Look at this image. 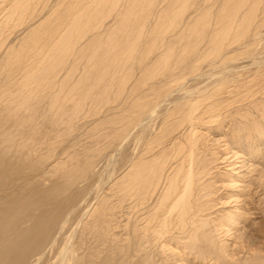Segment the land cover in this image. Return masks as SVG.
<instances>
[{
    "label": "rangeland",
    "instance_id": "obj_1",
    "mask_svg": "<svg viewBox=\"0 0 264 264\" xmlns=\"http://www.w3.org/2000/svg\"><path fill=\"white\" fill-rule=\"evenodd\" d=\"M11 1L0 0V110L4 113L7 100L14 96H34L35 99L28 102L36 106L34 121L41 129L51 130V154H44V157L51 158H42V162L48 165L51 160L61 158L67 164L75 163L87 167L85 179L79 184L82 193L75 203L78 206L73 207L72 213L67 216L66 226L64 225L62 230L64 234L61 232L58 238L70 239L69 243L75 244L74 240L77 241L82 224L88 220L89 214L98 208L99 203H103L107 208V246L114 243L123 249L122 251L128 250L134 262L146 259L151 264H180L171 256L164 259L158 249L150 245H146L142 250L143 246L138 245L137 240L140 233L137 231L136 236L132 233L130 227L133 219L123 192L128 159L132 152L138 151L142 142L160 135V121L164 112L171 107V98L186 92H193V95L197 96L202 91L214 88L216 82L223 80L226 87L211 100L214 110L209 109L208 100L206 109H202L197 115L205 124L199 128L201 140L206 142V159L211 162V166L217 167L212 170L211 177L212 182H217L218 186V192L213 197L218 196L221 201H228L230 195H239L236 192L239 190L233 192L219 187L221 179L227 180V177L219 178L218 174L225 172L226 167L220 164L218 157H230L229 162L235 166H240L244 161L245 168L254 170L253 176L247 175V178L243 179V185L250 186L251 178L257 176H260V180L256 186L250 187L248 195L244 194L248 197L244 205H236L237 212L242 213L238 228H232L228 238L221 235L214 238L227 244L231 263L249 264L253 263L251 259L255 258L253 264H264V141L257 143L249 132L252 120L259 122L264 131V18L260 10H253L258 0H46L41 7L33 5L35 8H32L27 17L12 10ZM261 4L262 10L264 0ZM70 8L72 13L68 14ZM43 20L55 21L56 33L46 36V44L41 45V38L36 40L38 47L41 45V49H36L39 53H31V58L20 65L22 71L19 72L20 67L14 74L9 75L4 62L9 52L22 45L29 30L40 26ZM245 28L248 30L245 41L241 44L234 43ZM239 30L241 32L238 34ZM221 45L225 46L222 55L213 56L215 47ZM149 47L151 49L148 52ZM165 48L169 50L166 51ZM78 51L81 52L77 53ZM180 54H188L186 63L199 59L197 68L194 71L185 69L181 78H165L167 74L161 78L159 85L169 87L171 94L166 98L167 101L162 100L156 108L150 122L146 124L144 133L141 134L143 138L140 139L138 129L130 136L123 135L126 96L131 83L139 78L143 67L150 68L153 74H160L162 67L156 64L157 61L167 55ZM92 55L94 59H91ZM133 56L144 58L139 66L133 65L131 68L136 60ZM43 57L45 61L48 60L46 63ZM211 57L216 58L209 61ZM225 57L229 59L223 61ZM204 58L209 59L203 60ZM29 61L30 67L27 66ZM44 63L47 66L44 67ZM53 69L56 70L54 78H48L47 73ZM130 73L133 78L125 80L124 74ZM28 77H34L33 81ZM40 77L41 81L45 77V82L38 83ZM82 78L87 80L83 86L79 84ZM142 81V90H145L146 85L153 80L143 78ZM33 85L35 88L32 90ZM71 86L77 88L71 92V98H62L63 93ZM38 87L44 89L40 91ZM90 88L92 90H89ZM151 97V104L160 99ZM78 98V117L68 122L67 116L74 100ZM1 99L4 102H1ZM51 100L55 101L52 107L54 110L66 112L56 127L46 123L48 112L52 109ZM23 114L32 115L33 111ZM43 117L46 118L45 121ZM175 135L179 137V134ZM135 136L137 141L133 142ZM169 145L170 143L165 142L164 149L169 148ZM158 146L153 153L162 148ZM228 152L229 155H226ZM232 152L235 155L231 157ZM42 162L24 165L16 163L17 169L14 173L17 172L21 178L32 177L43 169L42 165H46ZM14 173H7L10 175L7 178L8 183L14 180ZM50 182L51 178L47 183H42V186H47ZM234 206L231 202L223 206L217 205L209 211L208 219L221 218L228 211H234ZM83 213L85 217L82 216ZM89 237L86 240L89 242L85 244L95 247V240ZM82 247L80 251L86 249L83 245ZM196 251H191L184 264H213L214 260L209 257L205 260L194 259Z\"/></svg>",
    "mask_w": 264,
    "mask_h": 264
},
{
    "label": "bare ground",
    "instance_id": "obj_2",
    "mask_svg": "<svg viewBox=\"0 0 264 264\" xmlns=\"http://www.w3.org/2000/svg\"><path fill=\"white\" fill-rule=\"evenodd\" d=\"M45 1L12 0V10L18 12L20 16L27 17L32 12V8H35L33 5L36 4L41 7ZM262 1L258 0L254 9H252L255 12L260 10V14L264 18V9H260ZM59 5L60 2L57 3V6ZM70 10L71 8L68 10V14L72 13ZM31 15L33 16V14ZM54 24L57 23L53 20L51 22L48 20L41 21L40 26L29 30L28 36H26L27 39L22 45L20 44L17 49L9 52L8 58L4 61L9 75L14 74L20 67L21 70L19 72L22 71V66L20 65L31 58V53L38 52L36 51L37 48L46 44V36L56 33L57 27ZM239 32L241 30L238 31V34ZM247 34L248 30L245 28L238 37L235 34L237 37L236 40L234 39L235 41L232 40L235 36L231 40L236 44H241L247 38ZM38 39L42 42L39 47L36 42ZM150 49L151 47H149L148 52ZM165 50L168 51L169 49L165 48ZM224 50L225 46L215 47L212 55H222ZM79 52L81 51L77 53ZM85 52L87 53L86 49ZM71 55H73L72 52ZM90 57L94 59V55ZM187 57L188 54L161 57V60L156 63L162 67L160 74H153V71L150 68H146V66L142 68L141 75L138 79H134L128 93L126 92L127 105L126 117L123 121V135L126 137L130 136L138 129L140 139L143 138L141 134L144 133L146 124L150 122L149 120L155 113L156 108L163 102L162 100L167 101V97L171 94L169 87L162 86V88L159 85L161 78H164L166 74L165 78L167 76L173 77L172 79L181 78L185 69L194 71L197 68L199 59L196 58L193 63H186ZM133 58L136 59V62H133L131 68H133V65L139 66L141 59L144 57L133 56ZM208 59L204 58L203 60ZM214 59L211 57L209 61ZM227 59L229 58L225 57L223 61ZM43 60L45 63L48 61H45L44 57ZM45 63L44 67L47 66ZM42 64L41 66L43 67ZM28 65L30 67V61ZM55 71L53 69L47 73L49 75L47 77L54 78ZM124 75L125 80L133 78L132 73ZM41 77L38 83L41 81ZM143 78L153 80L149 85L145 84L147 86L145 90H142L141 86ZM32 79L29 78L31 82L33 81ZM43 81L45 82V77L41 82ZM86 81V78H82L79 80V84L83 86ZM26 85L28 86V84ZM46 85L51 87L47 83ZM225 87V82L219 80L214 88L202 91L197 96H194L193 92H186L171 98L169 103L171 107L164 112L162 121H160L162 127L159 128L161 129L160 135L156 136V138H148V141L142 142L138 151L132 152L129 156L123 192L124 198L128 200V209L133 219L130 228H132L134 236L137 235V231L140 233V237L137 240L138 245L143 246L141 247L142 250L146 245H150L158 249L161 255L165 257L164 259H167V256H171L176 258L180 264L185 263L187 257L191 255V251L197 250L195 255H193L194 259L205 260L209 257L214 260L213 264H233L231 263V257L227 253V244L220 239L216 241L214 237L217 235H221L223 238L227 237L232 228H238L242 213L237 212L238 207L236 205H244L248 198L247 192L249 193L251 186H256L260 176L251 178L250 186L243 185V179L247 178V175L253 176L254 170L245 168L246 164L244 161L241 162L240 166H235L234 163L229 162L230 157L226 156L223 159L218 157L217 160H220V164L222 163L226 167L225 172L218 174L219 178L227 177V180L221 179L219 187L233 190V192L239 190L236 191L239 195H230L228 201H221L218 196L213 197L218 192V186L216 185L217 182H212L211 177L213 175L212 170L217 167L211 166V162L206 159V142L201 140L202 134L199 128L204 122L197 115L202 109H206L207 105H209V109L214 110L215 107L212 106L211 100L214 96L219 95ZM25 88L27 89L26 86ZM33 88H35L34 85L31 89L33 90ZM37 89L42 91L44 88H41V90L38 87ZM76 89L75 86L68 87L62 98L69 100L72 96L71 92ZM89 90H92V88ZM47 94L49 95V93ZM3 95L2 97L4 98L5 95ZM151 96L160 99L157 100L158 102L154 101L155 103L151 104L149 103ZM32 99H35L32 95L14 96L11 100H7L3 109L4 113L0 110V176H2V181L0 182V264H151L146 259L134 262L128 250L122 251L123 249L114 243L106 245L107 238L105 234L108 224L105 220V212L107 208H105L106 206L103 203H99L98 208L89 214L87 221L84 220L85 223L82 224L81 231L79 230L78 239L77 241L74 240L75 244L69 243L70 239L58 238L67 222V216L72 213L73 207L78 206L75 203L82 193V188H80L79 184L85 179L87 167H82L75 163L67 164L61 158L51 160L48 165L42 162V158L48 157H44V154H51L49 150L51 130L49 128L41 129L35 123L34 112L36 106L28 103ZM208 100L210 102L206 105ZM1 102H4V100L2 101L1 99ZM54 104L55 101L53 100L50 107L52 108ZM79 108L80 102L78 98L72 104L70 113L67 116L68 122L78 117ZM26 111H33V114L24 115L23 112ZM48 113L47 119L43 117V121L46 119L48 125H55V127L61 121L62 115L66 114L65 110H54V108L49 110ZM70 125H68L69 128ZM249 130L250 135L257 143L258 141L260 143L264 141V131L259 122L252 120ZM180 133L182 134L180 135ZM175 134H179V137ZM132 141L136 142L137 137L135 136ZM165 142L170 143L169 148L165 147L164 149ZM158 145L162 146V148L153 153L155 147H159ZM44 151L45 153H43ZM229 152L226 155H229ZM234 155L235 153L231 157ZM48 158L46 159L48 160ZM47 160L46 162L48 163L49 161ZM34 162H42L47 166L42 165L43 169L32 177L21 178L17 175V172L14 173V170L17 169L16 163L24 165ZM240 169L243 170L240 171ZM9 172L11 174L14 173L15 176L14 180L8 183L7 178L10 175L7 173ZM50 178L51 182L47 186H42V183H45V181L47 183ZM240 198L242 199L239 200ZM230 202L235 205L233 207L234 211H228L223 217L220 216L221 218L208 219L209 211L217 205L223 206ZM73 234L71 238H73ZM88 236L95 240V247L87 245L89 242L86 241ZM85 242L87 243L85 244ZM82 245L86 248L83 249L84 251H80ZM254 259H251L253 263Z\"/></svg>",
    "mask_w": 264,
    "mask_h": 264
}]
</instances>
